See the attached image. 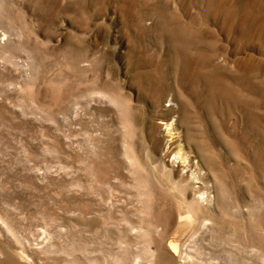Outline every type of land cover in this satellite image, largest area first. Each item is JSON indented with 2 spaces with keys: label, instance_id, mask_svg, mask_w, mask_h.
I'll return each instance as SVG.
<instances>
[{
  "label": "rangeland",
  "instance_id": "rangeland-1",
  "mask_svg": "<svg viewBox=\"0 0 264 264\" xmlns=\"http://www.w3.org/2000/svg\"><path fill=\"white\" fill-rule=\"evenodd\" d=\"M177 135L216 186L211 208ZM246 242L264 249V0H0V249L25 264H225Z\"/></svg>",
  "mask_w": 264,
  "mask_h": 264
},
{
  "label": "bare ground",
  "instance_id": "bare-ground-1",
  "mask_svg": "<svg viewBox=\"0 0 264 264\" xmlns=\"http://www.w3.org/2000/svg\"><path fill=\"white\" fill-rule=\"evenodd\" d=\"M86 61V65H90V63L91 62H89V59H81L80 60V63H82L83 61ZM96 78V77H95ZM94 78V79H95ZM99 78V77H98ZM96 80H98V79H96ZM95 80V81H96ZM95 81L93 82V83H95ZM92 83V82H91ZM97 83H99V80H98V82ZM218 85H220V84H218ZM85 86H86V84H85ZM94 87V86H93ZM93 87H91V88H93ZM219 87V86H218ZM159 88H162V86H159ZM89 89V88H88ZM87 89V90H88ZM219 89V88H218ZM85 90V89H84ZM225 90H227L228 91V89L227 88H223V92H220V93H224L225 94ZM230 90V89H229ZM231 91V90H230ZM80 93V92H79ZM226 93H228V92H226ZM81 94V93H80ZM98 95V96H101V97H104V98H106L109 102H111L112 104H114V105H118L117 103H118V100L120 101H122V100H125V101H123V102H127L129 99H128V97L127 96H125L123 93H121L120 91L119 92H117V93H115V92H110V91H104L103 90V88H102V90L101 89H99L98 87L97 88H93L92 90H89V91H87V93H86V95L87 96H89V97H93V95ZM176 95V94H175ZM225 95H229V94H225ZM83 97V96H82ZM175 97V96H174ZM232 97H234V96H231V98ZM160 98H161V96H160ZM235 98V97H234ZM233 98V99H234ZM248 104H251V101H247V100H245ZM78 103H79V101H78ZM187 103L184 101V99L183 100H180V102H179V104H178V109H179V113H180V117H179V121H181V122H185L186 120H185V115H184V111H185V108L187 107V105H186ZM124 105V104H123ZM177 109V110H178ZM172 109H168V111H171ZM168 113V112H167ZM178 113V114H179ZM178 117V116H177ZM177 119V118H176ZM169 121V120H168ZM174 121V120H173ZM164 123V122H163ZM173 124L174 123H172V120H171V122H169V123H166L165 124V128L167 127V131L169 132V135L173 138V137H175L176 135V131H174L173 132V129L175 130V126H173ZM122 127V126H121ZM192 127V126H191ZM195 130V129H194ZM172 131V132H171ZM192 133H193V131H192ZM192 133H190L189 134V131L187 130L186 132H185V134L183 135V137H182V139L183 140H185V142L186 143H188V144H190V141H191V134ZM172 135H175V136H172ZM190 135V136H189ZM179 136L180 135H177V138H178V140H177V144H176V146L172 149V150H174V152H173V156H174V158H176V159H178L179 160V162L183 165V167H185V168H188L187 169V171H190L191 170V172H190V176L194 179V181L195 180H198L197 182H199L200 183V186H198L199 188H198V190H194V192H195V194H197V201H198V203L200 202V203H202V205H205V206H209L210 207V205H212L213 203V201L215 200V194L213 195L212 194V191L211 190H213L214 191V189H215V187H214V185H212V186H208L207 184H205V180H206V176L204 177L203 175H202V177L201 176H199L192 168H193V165L191 164V160H190V156H189V150L188 151H185L184 150V147H183V145H182V143H181V140L179 139ZM197 137V136H196ZM194 140V139H193ZM169 143V142H168ZM157 144H158V147L160 148L161 146H160V144L159 143H156L155 144V148H157ZM192 144V143H191ZM194 144V143H193ZM169 145V147H170V145H171V143L170 144H168ZM175 145V144H174ZM173 145V146H174ZM194 153L195 154H198L199 155V158H200V156H202L203 155V153H204V151H206L205 150V147H203L204 145H201V144H199V142H196L194 145ZM169 149V148H168ZM191 152H193V150L191 151ZM193 156H195L194 154H193ZM197 156V155H196ZM209 156V155H208ZM208 156H204V160H202V161H204V166L205 165H207V166H212V160H210V157H208ZM202 164V163H201ZM200 165V164H199ZM207 166H205V167H207ZM135 167V166H134ZM207 169V168H206ZM209 169V168H208ZM181 177V176H180ZM208 177V176H207ZM209 178V177H208ZM213 178V177H212ZM192 179V180H193ZM207 182H208V179H207ZM198 183V184H199ZM175 184V183H174ZM209 184V183H208ZM220 191V190H219ZM218 193H220V192H218ZM193 195H194V193H193ZM213 195V196H212ZM218 196H219V194H218ZM216 197V198H218V199H220V197ZM195 197V196H194ZM184 198V202H186L185 201V196L183 197ZM217 201V200H216ZM215 201V202H216ZM188 202V201H187ZM214 202V203H215ZM218 202V201H217ZM219 203V202H218ZM197 203H188L187 204V206H188V209H187V213H192V209H195V206L194 205H196ZM201 205V204H200ZM196 207L197 208H199V206L198 205H196ZM211 208V207H210ZM217 208H220V207H217ZM194 211V210H193ZM201 211V210H200ZM131 228H133V226L131 227ZM137 230V229H136ZM171 247L175 250V251H177V248H178V245H177V243H171ZM226 252H225V259H226V263L225 264H264V249L263 248H260L259 246H257V245H255V244H253V243H243L242 244V246H240V245H236L235 246V248L233 249V248H227L226 250H225ZM0 252H1V255H3L2 256V258H0V264H25V263H23L22 261H20V259H18V258H16L14 255H11V254H9V253H7L6 251H3L2 249H0ZM158 261H161V264H172V262L169 260V259H166V258H160V257H157V262Z\"/></svg>",
  "mask_w": 264,
  "mask_h": 264
}]
</instances>
